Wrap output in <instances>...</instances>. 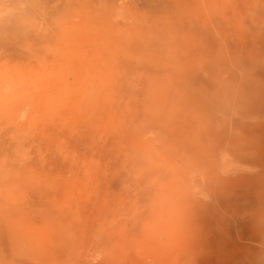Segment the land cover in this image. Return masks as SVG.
<instances>
[{
	"label": "rangeland",
	"instance_id": "374dc122",
	"mask_svg": "<svg viewBox=\"0 0 264 264\" xmlns=\"http://www.w3.org/2000/svg\"><path fill=\"white\" fill-rule=\"evenodd\" d=\"M0 264H264V0H0Z\"/></svg>",
	"mask_w": 264,
	"mask_h": 264
},
{
	"label": "clouds",
	"instance_id": "9594fccd",
	"mask_svg": "<svg viewBox=\"0 0 264 264\" xmlns=\"http://www.w3.org/2000/svg\"><path fill=\"white\" fill-rule=\"evenodd\" d=\"M23 12V6L20 8L13 7H0V22H3L5 19L11 20L12 18L18 16Z\"/></svg>",
	"mask_w": 264,
	"mask_h": 264
}]
</instances>
